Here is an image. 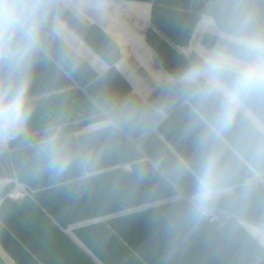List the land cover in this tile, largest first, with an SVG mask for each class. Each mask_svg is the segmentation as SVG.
<instances>
[{
	"label": "crops",
	"instance_id": "1",
	"mask_svg": "<svg viewBox=\"0 0 264 264\" xmlns=\"http://www.w3.org/2000/svg\"><path fill=\"white\" fill-rule=\"evenodd\" d=\"M62 2L75 46L49 37L51 56L32 71L26 128L0 145V264H264V174L249 189L236 178L211 207L220 223L189 215L192 178L178 168L195 147L182 107L146 134L93 130L105 101L158 103L163 84L216 43L215 0ZM246 3L264 14V0ZM91 4L102 10L73 14ZM65 51L75 71L61 68ZM49 127L73 156L61 175L36 155Z\"/></svg>",
	"mask_w": 264,
	"mask_h": 264
},
{
	"label": "clouds",
	"instance_id": "2",
	"mask_svg": "<svg viewBox=\"0 0 264 264\" xmlns=\"http://www.w3.org/2000/svg\"><path fill=\"white\" fill-rule=\"evenodd\" d=\"M102 5L74 9V15ZM62 0H0V137L21 135L31 115L29 89L40 56L50 57L49 37L75 46L63 20ZM216 43L195 57L163 84V99L155 104L107 100L98 132L123 130L148 133L176 107L186 113L183 135L195 147L193 159L181 161L178 172L192 178L188 212L198 220L231 193L244 175L249 189L264 174V14L246 0H215L209 6ZM55 21V23H53ZM61 68L75 71L70 51ZM36 155L47 171L61 175L73 162L60 129L49 127L36 143ZM90 157L81 158L85 167ZM158 167V165H154Z\"/></svg>",
	"mask_w": 264,
	"mask_h": 264
},
{
	"label": "built area",
	"instance_id": "3",
	"mask_svg": "<svg viewBox=\"0 0 264 264\" xmlns=\"http://www.w3.org/2000/svg\"><path fill=\"white\" fill-rule=\"evenodd\" d=\"M183 55L186 56L187 53H184ZM16 138L17 137H15L14 139H4L3 137H0V145H8L12 143ZM25 195L26 194L24 192H20L18 194L14 193L10 195V198L17 200L23 198ZM202 218L210 225H216L221 221V217L219 216V214L211 208L209 209L207 215Z\"/></svg>",
	"mask_w": 264,
	"mask_h": 264
},
{
	"label": "rangeland",
	"instance_id": "4",
	"mask_svg": "<svg viewBox=\"0 0 264 264\" xmlns=\"http://www.w3.org/2000/svg\"><path fill=\"white\" fill-rule=\"evenodd\" d=\"M184 53H187V55H186V56L183 55V56H184V57H188V55H189V49H185V50H183V51H182V54H184Z\"/></svg>",
	"mask_w": 264,
	"mask_h": 264
}]
</instances>
